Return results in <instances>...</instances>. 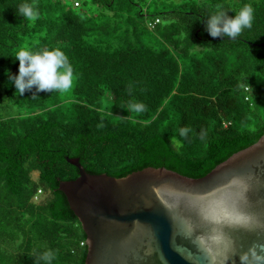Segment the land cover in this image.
Here are the masks:
<instances>
[{"label":"trees","instance_id":"trees-1","mask_svg":"<svg viewBox=\"0 0 264 264\" xmlns=\"http://www.w3.org/2000/svg\"><path fill=\"white\" fill-rule=\"evenodd\" d=\"M18 3L0 0V264H45L46 251L51 264H84L87 236L58 189L79 175L67 156L90 173L201 177L264 133V0H35L34 21ZM217 3H251L252 27L210 36ZM54 46L71 89L17 94L16 51Z\"/></svg>","mask_w":264,"mask_h":264},{"label":"water","instance_id":"water-1","mask_svg":"<svg viewBox=\"0 0 264 264\" xmlns=\"http://www.w3.org/2000/svg\"><path fill=\"white\" fill-rule=\"evenodd\" d=\"M67 161L79 175L58 189L87 236L84 264H264V133L201 177L164 166L116 177Z\"/></svg>","mask_w":264,"mask_h":264},{"label":"clouds","instance_id":"clouds-1","mask_svg":"<svg viewBox=\"0 0 264 264\" xmlns=\"http://www.w3.org/2000/svg\"><path fill=\"white\" fill-rule=\"evenodd\" d=\"M229 10L234 15H229ZM254 11L251 3H243L238 9L217 3L206 16L205 29L214 38L235 39L245 29L252 27ZM16 12L23 18L33 21L40 15L35 0H20ZM14 58L19 61L18 72L16 74L9 73L8 79L14 84L17 94L23 95L26 90L33 88H35L33 96L40 92L58 91L64 93L71 89L75 80L74 69L68 55L60 47H45L36 50L21 47L16 51ZM136 110H143V106H136ZM189 131L188 128H181L179 135L186 136ZM39 259L43 260L45 264H51L53 254L46 251ZM255 259L259 261L264 257L256 255ZM239 261L240 264H249V256L241 254Z\"/></svg>","mask_w":264,"mask_h":264},{"label":"rangeland","instance_id":"rangeland-1","mask_svg":"<svg viewBox=\"0 0 264 264\" xmlns=\"http://www.w3.org/2000/svg\"><path fill=\"white\" fill-rule=\"evenodd\" d=\"M73 86V85H72ZM68 92V91H67ZM67 92H65L67 94ZM111 105V96L109 94H106V96L104 97L102 103H101V106L103 108H108L109 106ZM128 113H130V111L128 110L127 111ZM34 176L36 177L37 176V173H34Z\"/></svg>","mask_w":264,"mask_h":264},{"label":"built area","instance_id":"built-area-1","mask_svg":"<svg viewBox=\"0 0 264 264\" xmlns=\"http://www.w3.org/2000/svg\"><path fill=\"white\" fill-rule=\"evenodd\" d=\"M154 24H155L154 22H150V26H153ZM245 89H246V91H249V87H248V86H246ZM246 99H247V100L249 99V95L246 96ZM39 192H41V189L39 190ZM84 243H85V242H82V244H84Z\"/></svg>","mask_w":264,"mask_h":264}]
</instances>
